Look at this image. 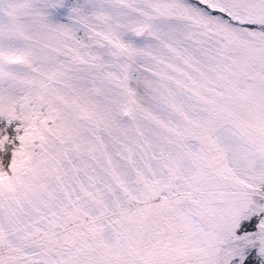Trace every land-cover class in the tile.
<instances>
[{"label": "snow or ice", "instance_id": "obj_1", "mask_svg": "<svg viewBox=\"0 0 264 264\" xmlns=\"http://www.w3.org/2000/svg\"><path fill=\"white\" fill-rule=\"evenodd\" d=\"M0 264H264V0H0Z\"/></svg>", "mask_w": 264, "mask_h": 264}]
</instances>
